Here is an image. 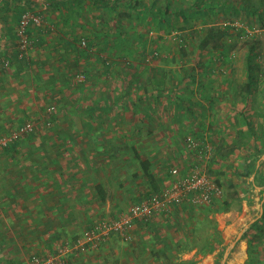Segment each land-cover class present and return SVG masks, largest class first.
I'll return each mask as SVG.
<instances>
[{
	"label": "crops",
	"instance_id": "0c3cea01",
	"mask_svg": "<svg viewBox=\"0 0 264 264\" xmlns=\"http://www.w3.org/2000/svg\"><path fill=\"white\" fill-rule=\"evenodd\" d=\"M51 1L0 0V136L36 124L0 150V264L46 258L96 222L116 218L131 199L160 192L163 152L176 151L180 136L198 135L203 122L204 100L174 93L186 82H98L96 53L76 43L83 17L67 15L59 1L51 8ZM25 11L41 16V24L28 29L32 46L19 56L16 26ZM74 72L86 81L68 82ZM159 117L170 129L156 123ZM173 117L182 128L170 124ZM179 215L137 222L129 239L112 236L67 264H210L208 253L191 248V227ZM245 247L240 239L229 264L245 261Z\"/></svg>",
	"mask_w": 264,
	"mask_h": 264
},
{
	"label": "trees",
	"instance_id": "16d2710c",
	"mask_svg": "<svg viewBox=\"0 0 264 264\" xmlns=\"http://www.w3.org/2000/svg\"><path fill=\"white\" fill-rule=\"evenodd\" d=\"M58 1L60 8L64 7L67 15L76 14V16L80 15L83 17L81 34L80 37L76 38V43H79L80 47L81 42H83L84 48L81 49L82 52L89 50L96 53L97 75L101 77L103 82H161L160 85L162 87V82L167 81V74L165 75L164 72L154 65L147 67V64H145L147 57H150L151 61L161 60L160 55L155 50L156 42L159 41V38L156 36L149 37V33L151 30H155L158 33L168 32L170 29L178 30L179 27H176V24L178 25L180 22L188 24L190 20L194 21L193 26H189L193 30L190 35L197 36L193 62H195L200 71L202 69L206 71V75L201 74L199 76L198 82L204 83H202V86H199L197 93L206 103H210L209 95L213 92V83L211 84L212 80H210L211 71L216 67V63L222 62L221 58H224V62H226L233 44L245 34L241 28L234 27L231 23L225 26H215L214 24L206 25V22L212 17L221 14L228 17L240 16L243 19L249 18L252 20L248 22V27L250 28L255 24L256 26H264V3L258 0L256 2L253 0H241L239 2H229L227 0H52L50 7L58 8ZM99 13L112 18L104 19ZM88 15H91L90 17H92L94 23L87 21L89 19ZM93 15L96 16L93 17ZM31 26L39 25L30 24L27 27L26 33L28 38V29ZM179 37L178 40L187 39L184 36ZM31 46L32 42L29 44V48ZM245 46V82L239 85L236 94L246 103L251 100L252 96L253 102L257 98H261L263 103L261 110L253 109L252 117L247 116V114L239 116L241 117L240 120L245 127V131L237 132V139L233 138L230 140L229 144H227V151L221 152L218 150L216 153V163L221 162L224 164V169L229 170L228 173L231 175L228 178L224 170H222L223 175H225L224 179L228 193L226 196L222 195L218 199L213 198L209 204L202 206L198 212H195L197 210L187 204H181L180 206H172L170 213L164 214V217L174 215L175 218H178L180 213L187 227L203 225L211 230V234L206 236L204 244L199 250L203 254L211 253L214 249L213 246L220 241V232L209 216L229 211L230 203L238 194L237 185L233 183V180H238L240 189H242V186L245 189H250L252 182L264 185V160H260L264 154V74L263 71H257L259 64H255V58L260 55L259 52H256L258 48L257 40H254L253 36H251L245 40ZM184 50V45L179 44L178 57L181 63L186 62L183 61L186 54ZM87 55H89L88 52L84 56L89 58ZM202 56L206 58L203 62L200 59ZM261 72L263 76L260 75ZM75 75H77V72L72 73L68 78L70 77L69 79H71ZM80 75L84 79L76 85L85 82L87 79L85 73L81 74L80 72ZM173 78V82H178L176 87L180 81L186 82L185 84L194 82V76L192 75H186L182 80H179L176 74L173 75ZM185 84L183 89H188L189 94L192 95L190 88ZM156 85L157 87L159 86V84ZM174 93L177 94L176 89ZM177 98L179 100L183 99L180 95ZM48 108H52V113L48 114L46 110L41 122V125L45 128L51 126V116L55 111L54 106ZM35 127L32 132L20 135L14 141L31 135ZM202 133L200 131L198 135H194V139H202ZM216 133L215 128H209V134ZM185 138L186 135L176 138L177 144L180 145L181 140H185ZM235 152H237L236 156L238 158L236 166H234L230 158ZM238 153L240 154L239 157ZM180 168H182V171H180L181 175L188 174L185 172V168ZM170 169H166L168 171L167 175H169ZM251 176L253 179H250ZM213 181L220 189L222 188L219 176ZM154 190L152 194L159 193L156 189ZM239 199L241 198L239 197ZM200 212L205 221L196 220ZM207 217H209V220ZM252 228L255 233H253V236L247 238V252L255 255L257 242L264 235V201L262 202L260 218L255 220L248 230ZM189 231L194 241L195 231ZM255 263L254 259L249 258L245 264Z\"/></svg>",
	"mask_w": 264,
	"mask_h": 264
},
{
	"label": "rangeland",
	"instance_id": "374dc122",
	"mask_svg": "<svg viewBox=\"0 0 264 264\" xmlns=\"http://www.w3.org/2000/svg\"><path fill=\"white\" fill-rule=\"evenodd\" d=\"M227 1L239 2L241 0ZM253 1L256 2L257 0ZM258 1L264 3V0ZM99 14L102 15L104 19H109L110 17L106 16L103 13ZM94 16L96 15H93V17ZM249 21L252 20L249 18L243 19L240 16L228 17L226 15L219 14L212 17L206 22V25L214 24L215 26H225L231 23L232 26L241 28L245 32V34L241 36V39L237 40L233 44L230 54L226 58V62H224V58H221L222 62L216 63V67L210 73V80H212L211 84L213 83V92L211 93V95H209L210 103L204 102L206 103V106L204 107V109L201 110L202 113H204L203 122H201L202 127L200 130L201 132H203L202 139H194L197 142V145H207L209 147V151L206 154V158L203 160L204 162L202 163V165H204V169L206 173L208 172V177L211 180H214L215 178H217V176H219V181L222 183L221 191L223 196L227 195L228 188L225 183V175H223L222 170H224L228 178H230L231 175L230 173H228L229 170L224 169V164H222L221 162L216 163V153L218 150L221 152L227 151V144H229L231 139H237V132L245 131V127L243 126L242 121L240 120L241 117L239 116H241L242 114H247V116L252 117L253 109L261 110V105L263 103L261 98H257V100H254L253 102V96L251 97V100L246 103L236 94L239 85L245 82V40L251 36H253L254 40H257L258 48L256 52L260 53V55L255 58V64H259L257 71H263L264 74V26H256V24L253 23L255 25L250 28L248 27ZM193 22L194 21L192 20H190L188 24L180 22L178 25L176 24V27H179L180 30L170 29L168 30V32L158 33L157 31L150 29L151 31L149 33V37L156 36L159 38V41L156 42L155 50L160 55L161 60L151 61V58L147 57V61L145 63L147 64V67L154 65L158 67L159 70L164 72L165 75L167 74L166 82H173V75L176 74L179 80H182V78L186 75L194 76V82L188 83L186 85L190 88L192 95L189 94L188 89L183 90L182 88H176V93L179 94L181 97V93H184V98L187 99L193 96V92H195V96L198 95L197 90L199 86H202V83H204L198 82L199 76L201 74L206 75V71L204 69L200 71L195 65V62H193L194 51H196L194 50L195 43L197 41V36L190 35L192 34L193 30L189 26H193ZM179 36H184V38H186L187 36L188 37L185 40H178ZM179 44L184 45V51L186 54L184 56L183 61L186 62L181 63V60L178 57ZM80 48L83 49L84 46L80 45ZM103 58H105V56H103ZM200 59H202L203 62L206 58L202 56ZM195 60H197V58H195ZM84 71L87 70L85 69ZM77 74H80V72H77ZM263 74L262 72L260 73L261 76H263ZM95 77H97L96 80L98 82L102 80L101 77L98 75ZM69 78L68 82H72V78ZM195 82L198 83L195 84ZM177 104L182 105L183 103L177 102ZM187 112H189V110H187ZM165 115H168V113L165 112ZM167 119L164 117H159V119H156L155 121L161 127H165L167 125V127L170 129ZM171 120L172 121L170 122V124H172L173 127L182 128V126L185 124L183 120H181V122H178L174 117ZM210 127L212 129L215 128L217 133L209 134ZM172 132H175V130L173 129ZM168 135L169 134H167V136ZM187 136L190 138H194L193 134H187L186 138ZM177 146L178 149L176 151L172 150L168 152H163L165 153V155H167L165 156V158L161 159L163 161V165H165L166 169L176 168L179 171H182V168L180 167H183L185 168V172L188 173V171L193 166H196L198 162L200 163V161L196 157V152L194 150L187 149L184 140H181L180 145ZM236 155L237 152L233 153L230 157L232 159V162L234 163V166L238 164V158ZM239 156L240 154L238 153V157ZM174 160H178L181 162L176 163L174 162ZM260 160H264V154L261 156ZM165 168L163 169V172L166 176L164 178L165 180L163 182L161 190L164 189V184L166 185V183L170 180V176L167 175L168 171H166ZM250 179H253V177L251 176ZM233 183L237 185L236 188L238 194L237 197H235L234 200L230 203L229 211L209 216L211 220L216 224L217 230L220 232V241H222L223 239H227V242L224 243L223 241L222 243L219 241V243L213 246L214 249L211 251V253H208V256L211 257L208 262L210 264H229V259L231 255H234V253L237 251V245L241 239L243 240V242L246 243V259L245 261H243L242 264H245L249 258L254 259L256 262L255 264H264V235H262L261 237L263 238L257 242L258 244L256 245V254L253 255L247 252V238L253 236V233H255L253 228L250 230L248 229L255 220L260 218V215L262 213V202L264 201V185H258L257 183L252 182V186L250 189H245L243 186L242 189H240L238 180L234 179ZM239 197L241 199H239ZM132 201L135 200L131 199L130 204L127 203V207L123 210L121 214L127 211V209L131 206ZM193 208L197 210L195 212H198V210L201 209L202 206ZM209 217H207L208 220ZM151 220L152 219H150L148 222H150ZM196 220L205 221V219L202 218L201 212L199 213ZM190 230L195 231V240H192L193 246L191 248H196V251L199 252V250L204 244L206 236L211 234V230H209L208 227H204L203 225H199L198 227H191ZM188 238L192 239V234H188Z\"/></svg>",
	"mask_w": 264,
	"mask_h": 264
},
{
	"label": "built area",
	"instance_id": "2783aa9c",
	"mask_svg": "<svg viewBox=\"0 0 264 264\" xmlns=\"http://www.w3.org/2000/svg\"><path fill=\"white\" fill-rule=\"evenodd\" d=\"M30 24H41V16L29 11L21 15L16 28L19 56L26 55L29 50L31 42L27 37L26 29ZM81 46H84L83 42H81ZM83 79L84 77L78 74L71 80L76 84L82 82ZM47 113L51 114L52 108H48ZM34 127V123L26 122L10 134L0 136V149L16 140L20 135L32 132ZM184 142L187 149L196 152V157L200 161L188 171V174L181 175L179 170L171 168L169 170L170 180L159 193L131 204L125 213L118 215L115 219L96 222L70 243L59 246L46 258L40 259L32 256L25 264H67L71 256L97 250L111 236H118L123 240L129 239L133 224L146 223L156 214H166L172 206L187 204L192 207H200L209 204L213 198H220L222 196L221 189L207 176L204 165H202L209 147L197 145L194 138L190 137H187Z\"/></svg>",
	"mask_w": 264,
	"mask_h": 264
}]
</instances>
